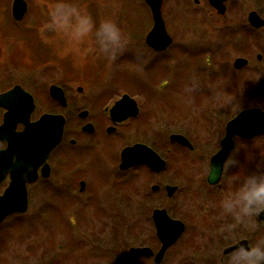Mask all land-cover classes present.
I'll use <instances>...</instances> for the list:
<instances>
[{
  "label": "rangeland",
  "instance_id": "obj_1",
  "mask_svg": "<svg viewBox=\"0 0 264 264\" xmlns=\"http://www.w3.org/2000/svg\"><path fill=\"white\" fill-rule=\"evenodd\" d=\"M25 1L28 4V12L24 20L18 23L11 13L13 0H0V93L19 85L33 94L37 105L33 119L43 113L61 111L49 95L52 85L64 89L71 105L78 106L86 94L105 96L114 102L124 94H135L139 97V94L144 93L147 96L144 111L150 116L148 144L152 147L153 142L157 140L156 136L159 137L162 133L165 135L161 136V155L166 158L170 167L163 174L161 183L176 185L179 191L172 199H167L166 196L162 199L151 192V187L159 183V179L150 178L144 193L138 192L135 195L129 188L131 174L117 173L110 183L109 174L100 171L108 172L104 167L108 165V161L111 163L116 160L115 146L111 147L109 143L103 142L100 145L105 156L93 159L92 166L88 167L90 172L95 174L97 183L108 180L100 189L104 195L110 197L99 203L110 208L109 212L82 214L79 208L84 200L81 199L71 205L76 206L75 208L60 212L57 206L52 207L57 203L58 196L54 199L47 198L38 193V188L42 190V187L36 185L30 190L28 212L12 215L0 226V264H64L58 257L67 254L70 255L69 264H129V260L125 258L127 253L122 257L120 254L124 247L140 244L139 239H134L132 235L135 226H139L135 222H140L136 221L139 218L137 215L132 219L135 208H165L173 217H185L189 223H193L196 220H192L194 215L188 214V208L197 207L204 212L205 208L218 207L222 196L229 194L232 177L236 172L251 173L257 168L264 169V137L252 141L237 140L231 159L238 161L240 167L225 166L223 178L218 186L211 187L206 182L209 158L220 148L226 123L243 109L259 107L264 111V70L258 75H262L261 79L256 75V56L261 52L259 49L233 44L227 37L225 48L228 61L223 63L218 57L215 58L217 53L221 56L222 51H218L212 54L211 65L206 68L205 62L209 52H205L201 57V66L208 70V77L210 75L212 79L204 81L201 77L193 81V75L196 73L194 59L181 57L179 61H174L175 64L167 61L164 66L153 67L152 62L158 59L152 58L154 55L145 48L143 41L144 34L153 26L144 2L74 0L75 3L86 6L94 18H112L131 38V43L124 52L115 61L107 62L94 53L87 52V42L76 45L55 33L42 34L39 31L47 18V5L53 0ZM262 2L264 0H230L227 3V15L246 16L250 11L261 12ZM201 4L202 7H196L194 2H164V18L166 24L168 22V30L188 37L185 39V48L198 47V43L197 46L189 44L190 36L196 38V32L204 30L207 25V22L202 23V19L197 16L213 13L208 2ZM30 32L35 36L32 37ZM241 37L260 42L263 36L242 31L239 41ZM262 40L264 41V38ZM239 57H250L252 65L235 72L233 62ZM184 67L187 71H184ZM223 70L226 71L225 76L220 75ZM160 72L163 74L162 78L155 79ZM181 74L196 87L184 85ZM78 88H82L83 93H79ZM202 89L204 91H201ZM195 91H198L199 95L200 91L204 93L203 100L200 98L199 105L194 106L191 95ZM208 94L212 101L209 102L210 105H206L208 103L204 101ZM162 104L165 106L161 107ZM1 121L0 109V124ZM74 130L68 123L70 138H74ZM159 130L161 134L158 133ZM172 134L187 137L196 147L195 155L182 153L181 160L177 158V148L169 141ZM124 144H119V151ZM206 144L208 145L203 149ZM69 155L64 159L65 164L60 165L63 169L59 172L61 174L68 171V174L73 175L69 170L78 169L80 166L78 155ZM196 158L201 160V165L193 169L191 161ZM141 186L139 182L136 183L135 190L139 191ZM145 194L148 196L145 197ZM210 215V221L201 222L214 225L217 222L232 223L230 218L225 219L221 213ZM73 222H77L74 228ZM224 226H217L210 238L213 251L208 250V257H214L212 264H219L224 249L239 240L264 241V224L259 221L258 216L249 218L246 224L238 225L234 233H226V238H223L221 231ZM250 226H254V230H250ZM193 233L198 231L191 226L167 252L168 260H193L190 255H193L194 251L189 247ZM219 236L222 239H218ZM197 255L203 256L204 261L208 258L206 252Z\"/></svg>",
  "mask_w": 264,
  "mask_h": 264
},
{
  "label": "flooded vegetation",
  "instance_id": "obj_2",
  "mask_svg": "<svg viewBox=\"0 0 264 264\" xmlns=\"http://www.w3.org/2000/svg\"><path fill=\"white\" fill-rule=\"evenodd\" d=\"M129 1L130 0H128L127 2ZM137 1L144 2V5H145L144 7L148 9L151 15L152 22H153L152 12L149 6L145 3L144 0H137ZM229 1L230 0L225 1L226 8H227V3ZM164 2H168V0H162V15L165 21ZM172 2H194L196 7H199V6L202 7L203 5L201 4V2H208V5L210 9L213 11V13L208 14V15L199 14L197 16V18L202 19L201 21L202 23L207 22V25L205 26L204 30L202 29V31L196 32L195 34L197 35L196 38H192L190 36L189 44H194V46H197L196 45L197 43L199 44L198 47H193L192 49L185 48L186 47L185 44L187 43L185 39L186 38L188 39V37L187 36L184 37L183 35L179 36V33L177 31H169L167 27L168 22L166 24V21H165V25L167 28V32H168L169 37L171 38L170 45L167 48L163 50H157L151 47L147 42V37L150 34L153 26L148 33L146 31V33L143 36L145 48L151 54L154 55L152 56V58L158 59L156 62H152L153 67L158 68V67L164 66L163 64L167 61L172 62V64H175L174 61H179L181 57H184L187 60L194 59V63L196 66V71H195L196 73L195 75H193L194 77L193 81L201 77L205 79L204 81H211L212 78L210 77V75L208 77V70L202 68L201 66L202 64L201 57L205 52H209V57L206 59V62H205L206 68H209V66L211 65L212 54L218 51H222L221 56L219 57V54L217 53L214 57L215 58L218 57V59L221 60V62L223 63L227 62L228 52H227V48H225V39L228 37L229 39L232 40L233 44H236V43L243 44L242 47H247L250 49L257 48L261 51L256 56V60H257L256 75L258 76L259 74H262V70H264L263 69L264 41L262 40V38H264V27H259V28L253 27L249 21V14L246 16L227 15V13L220 15L217 13V11L214 8L211 7L210 5L211 0H172ZM263 5H264V2H262L261 12H257V11L256 12L264 20V6ZM205 24L206 23H204V25ZM242 31H244V33L249 32L255 35L259 34L260 36H263V37L261 38L260 42L257 40H250V38H248V40H245L242 37H241V40L239 41V37ZM182 39L184 41H182ZM221 44H223L224 46L222 45L220 47ZM237 59H245L247 61V64L244 65L242 68L237 69L234 66L235 61ZM237 59H235V61L233 62V69L235 70V72L242 71L243 69H246L250 65H252L250 57L249 58L239 57ZM183 69L184 71H187L186 67H184ZM183 69H182V72H183ZM220 75L225 76L226 71L224 70L221 71ZM162 76L163 74L160 72V74H158L155 79L162 78ZM180 77L183 79L184 85H187V87H189L190 85H192L193 87H196L195 84L186 81L184 77L182 76V74ZM258 77L261 79L262 75ZM149 80H153V79H149ZM175 89L177 90L179 88H175ZM62 90L66 98L65 105L52 99L54 103L58 104L61 111L47 112V113H43L42 115L51 114V115H62L64 117L65 127H64L63 138H62L61 143L55 149H53V151L50 153L46 161V164L49 166V171H48L49 173H47V175L43 174L44 165L38 167L36 182L27 186L29 196H30V190L34 186L37 185V186L42 187V190L38 188L40 191L38 193H40L41 195L47 198L53 197V199L56 196H58L56 197L58 200L57 203L52 205V207L57 206L60 209L59 210L60 212L66 211V210L68 211L72 208H75L76 206L71 207V205L74 204L75 201H78V199H81V200H84L83 204L79 208L82 214L95 215V214L107 213L109 212L110 208L101 206L99 201L103 199L106 200L108 199L107 197H110V196L104 195L101 192L102 190L100 188L106 181L108 182V180H110L109 182L112 183L113 180L115 179V176H116L115 174L117 173L131 174L129 188L131 190V193H134L135 195L138 194V192L144 193V190L148 186V182L150 178L159 179V183H156L151 187V192L154 195L162 199L165 198L164 196H166L167 199H172L178 193L179 191L178 186L176 185L172 186L170 184L162 185L161 183L163 181L162 180L163 174H165V172L170 167L169 162L166 160V158L163 155H161L162 154L161 151L163 149L161 146V142H162L161 136H165V135L159 130L158 133L160 134L162 133V134L159 135V137L156 136L157 140L153 142V146L151 147L148 144L149 137H150V133H149L150 127L148 124L150 116L145 114L146 110L144 111L145 102L147 100L146 99L147 96L144 93L139 94V97L136 96L135 94L131 96L129 95L136 103L137 110H138L137 115H134V116L130 115L128 116L127 119H124L119 122L118 121L115 122L111 116V110L120 99L112 102L106 99L105 96H95V95L86 94L79 101V106L74 105V104L71 105V101L69 97H67L64 89ZM201 91H204V89H202ZM201 91H200V95L198 91H195L191 95V98L193 99L192 101L194 102V106L199 105L198 100L200 98L203 100L202 95L204 92H201ZM78 92L83 93V89L81 88V91H80V88H78ZM31 95L34 97V101L36 104L35 96L33 94ZM204 101L205 103H208L206 105H210L212 101L210 99L209 94L207 98L204 99ZM163 106L165 105L162 104L161 107ZM36 108H37V105H36ZM252 108H259V107H252ZM1 110H2V121H3L5 110L3 109ZM35 112H36V109H35ZM35 112L33 113V116ZM33 116H32V121H36L41 117L39 116L37 119H33ZM68 123L71 124L75 129L72 134L74 138H70L71 134L68 132ZM17 130L21 131L22 127L19 126ZM225 134H226V126H225ZM222 139L220 141V148H221ZM237 140H240V139H237V138L235 139V147H236ZM169 141L171 142L173 146H175V148H177V151H176V153H178L177 158H179L180 160H181L180 157L182 153H190L191 155H195V153L197 152L196 147L190 140L189 141L192 144L193 149L183 146L182 144L173 142L170 139ZM103 142L105 144L109 143L111 147L115 146L116 160H114V162H111V163L110 161H108V165L104 167V168H107L109 173L105 171H100L104 174L105 173L109 174L108 176L110 177V179L103 181L99 184L95 180V174H92L90 172L91 170L89 167L92 166L93 159L101 157V156H105L102 153V149L100 145ZM123 142L125 144L123 148L119 151V148H118L119 144ZM136 145L145 146L151 149L152 151H154L156 154H158V156L165 162V167L160 172L150 168L146 164L134 165L126 170L121 169L122 153L124 149L128 147H134ZM207 145L208 144L204 145L203 149L206 148ZM7 147H8L7 143L2 141V143L0 144V149H2V152L5 151ZM219 150H217V152ZM169 152H171V150H169ZM217 152H215L209 158L208 175L206 177V182L211 187L218 186L220 184L223 178L224 171H225V165H224L223 173L220 178V181L215 185L209 184V177L212 171L211 162H212L213 156ZM73 153L75 154L74 157L78 155L80 159L79 168L78 169L71 168L70 170L68 169L73 175L68 174V171L65 172L64 174L59 173L61 170H63L61 166L65 164L64 159L68 158L70 156L69 154H73ZM38 157L39 156H37V158ZM191 163H192V168L196 169L198 166L201 165V160L198 158L192 159ZM171 167H172V164H171ZM10 177L11 175L8 174L6 176V179L2 182V194L4 193V191L7 189V187L9 186L11 182ZM138 182L142 186L139 191H136L135 184ZM168 186L177 188L173 197L168 196V190H167ZM129 188L127 187L128 190ZM147 196L148 195L145 194V197ZM69 201H70V205H69ZM157 210H165L171 219L182 222V224L184 225V231L182 235L180 236V238L178 239V241L187 233L189 227L193 226L198 231V233H193V238L191 239V243L189 244L191 251H194V254L190 255L193 260H186L188 258L176 260L177 259L176 258L170 261L167 259V252L171 248H173L178 243V241L174 245H172L170 248H168L164 252L161 258H158V254L162 250L163 243L158 236V232H157L155 221H154V213ZM187 210L189 211L188 214L192 216L194 215L192 217V220L193 221L196 220V222L189 223L185 217L175 218L165 208H143V207L135 208V211L132 212V215L133 217L135 215L139 216L138 220L136 221L140 220V222L134 221L136 224L138 223L139 226L137 227L135 226L134 230L132 228V230L134 231V232L132 231V235H134L135 237L134 239H136V237L139 239L138 242H140V244L134 247L133 246L124 247L123 251L120 254V257L126 255L127 253V256L125 258L129 260L128 261L129 264H212L214 263V260H213L214 257L212 259L208 257V254L213 251L212 250L213 247L211 244L212 240L210 238L212 236L213 231L215 230L217 226H224L226 223L217 222L214 225V224H211L210 222L207 223V222H201V221H205V220L210 221V219H212L210 215L211 213H216V214L221 213L219 210V207L205 208L204 212H201L202 209L197 208V207L188 208ZM199 215L201 216L199 217ZM133 217L132 219L134 220L135 217L134 218ZM225 219H229V218L225 217ZM258 219H259V216H258ZM259 221L261 220L259 219ZM76 225H77V222L72 223L73 228L76 227ZM222 236L223 238H226L227 234L223 232ZM218 239H222V237L219 236ZM241 241H248V240L242 239V240L235 242L234 244L230 246H227L223 251V255H226L229 248L236 246L237 243H240ZM132 249H148V251L145 252L146 254L142 256V255H137L133 253L131 251ZM208 250L210 252H208ZM200 252H203V253L206 252V256L208 257L206 261L203 260L204 258L203 256L197 255ZM58 258H60V261H62L64 264L65 263L69 264L71 261L69 254L61 255ZM201 261H204V262H201Z\"/></svg>",
  "mask_w": 264,
  "mask_h": 264
},
{
  "label": "water",
  "instance_id": "obj_3",
  "mask_svg": "<svg viewBox=\"0 0 264 264\" xmlns=\"http://www.w3.org/2000/svg\"><path fill=\"white\" fill-rule=\"evenodd\" d=\"M225 1L211 0L210 4L223 15L226 13ZM146 2L151 8L154 20V27L147 37V42L151 47L163 50L170 45L171 38L162 18V0H146ZM27 10L25 0H13L12 16L15 21H22ZM249 21L256 28L264 26V20L256 12L250 13ZM246 64V60L238 59L235 67L240 69ZM50 95L61 104H66L61 88L51 86ZM0 107L7 110L3 124L0 126V143L6 141L8 144L4 152L0 149V185L8 174L11 175L9 187L3 195H0L1 225L7 217L13 214H25L28 211L27 185L36 182L38 167L44 165L43 174L49 173L46 161L52 150L62 141L65 119L62 116L44 115L39 121L31 123V114L35 110L34 100L20 86L0 94ZM137 113L136 103L128 95H124L111 110V116L115 122ZM18 125L24 126L22 132L16 131ZM261 135H264V112L260 109L244 110L229 121L226 135L221 142V149L212 158L209 183L215 185L220 181L225 160L234 149L235 137L250 140ZM170 139L193 149L188 139L182 135H172ZM37 155H39L38 158ZM138 164H146L158 172L165 167V162L158 154L145 146L136 145L124 149L121 169L126 170ZM176 189V187L168 186V196L173 197ZM259 219L264 223V213L259 215ZM154 221L158 236L163 243L162 250L158 254V258H161L164 252L178 241L184 231V225L180 221L172 220L165 210L155 211ZM243 242L247 241L240 243ZM234 247L229 248L228 252ZM131 251L143 256L148 249H132Z\"/></svg>",
  "mask_w": 264,
  "mask_h": 264
},
{
  "label": "clouds",
  "instance_id": "obj_4",
  "mask_svg": "<svg viewBox=\"0 0 264 264\" xmlns=\"http://www.w3.org/2000/svg\"><path fill=\"white\" fill-rule=\"evenodd\" d=\"M46 20L39 31L55 33L76 45L88 43L87 52L107 61H115L129 46L131 38L110 17L94 18L86 6L74 0H53L47 5ZM225 166L239 168V162L227 157ZM229 194L219 200L221 214L230 218L221 231L234 233L236 227L246 224L249 218L264 213V169L251 173L236 172L232 177ZM254 230V226H250ZM219 264H264V241L248 240L237 245Z\"/></svg>",
  "mask_w": 264,
  "mask_h": 264
},
{
  "label": "bare ground",
  "instance_id": "obj_5",
  "mask_svg": "<svg viewBox=\"0 0 264 264\" xmlns=\"http://www.w3.org/2000/svg\"><path fill=\"white\" fill-rule=\"evenodd\" d=\"M31 95V94H30ZM32 96V95H31ZM33 100H34V97L32 96ZM34 104H35V101H34ZM35 107H36V104H35ZM45 115H48V114H45ZM44 116V115H43ZM39 121V120H38ZM39 156V155H37ZM28 212V211H27ZM5 221L2 222V224L4 223ZM61 226V225H60ZM62 227V226H61ZM52 229V227H50Z\"/></svg>",
  "mask_w": 264,
  "mask_h": 264
},
{
  "label": "trees",
  "instance_id": "obj_6",
  "mask_svg": "<svg viewBox=\"0 0 264 264\" xmlns=\"http://www.w3.org/2000/svg\"><path fill=\"white\" fill-rule=\"evenodd\" d=\"M30 35H32V37L35 36V35L33 34V32H30Z\"/></svg>",
  "mask_w": 264,
  "mask_h": 264
}]
</instances>
